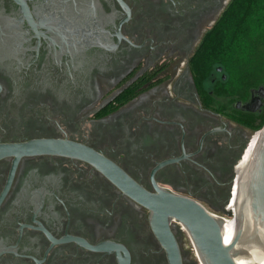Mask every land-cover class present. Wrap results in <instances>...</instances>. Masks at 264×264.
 <instances>
[{
    "label": "flooded vegetation",
    "instance_id": "flooded-vegetation-1",
    "mask_svg": "<svg viewBox=\"0 0 264 264\" xmlns=\"http://www.w3.org/2000/svg\"><path fill=\"white\" fill-rule=\"evenodd\" d=\"M234 1L0 0V264H204L142 191L227 217L264 125L202 53Z\"/></svg>",
    "mask_w": 264,
    "mask_h": 264
},
{
    "label": "water",
    "instance_id": "water-1",
    "mask_svg": "<svg viewBox=\"0 0 264 264\" xmlns=\"http://www.w3.org/2000/svg\"><path fill=\"white\" fill-rule=\"evenodd\" d=\"M256 94L264 96V87L254 90L253 100L239 103L245 110L259 105ZM252 157L241 172L227 217L209 211L197 201L161 190L157 195L142 191L156 222L180 220L190 231L204 264H264V125L258 131ZM237 222L235 234L225 226L227 218Z\"/></svg>",
    "mask_w": 264,
    "mask_h": 264
},
{
    "label": "trees",
    "instance_id": "trees-1",
    "mask_svg": "<svg viewBox=\"0 0 264 264\" xmlns=\"http://www.w3.org/2000/svg\"><path fill=\"white\" fill-rule=\"evenodd\" d=\"M254 26L262 32L255 39ZM212 36L202 53H214L210 57L227 67L234 85L264 82V0H235ZM253 126L258 129L262 123Z\"/></svg>",
    "mask_w": 264,
    "mask_h": 264
},
{
    "label": "bare ground",
    "instance_id": "bare-ground-1",
    "mask_svg": "<svg viewBox=\"0 0 264 264\" xmlns=\"http://www.w3.org/2000/svg\"><path fill=\"white\" fill-rule=\"evenodd\" d=\"M225 226L226 228L229 230V232L231 234H235L236 233V229H237V222L235 221V218H227L226 222H225Z\"/></svg>",
    "mask_w": 264,
    "mask_h": 264
},
{
    "label": "rangeland",
    "instance_id": "rangeland-1",
    "mask_svg": "<svg viewBox=\"0 0 264 264\" xmlns=\"http://www.w3.org/2000/svg\"><path fill=\"white\" fill-rule=\"evenodd\" d=\"M253 29H254V30H253V33H252V35H251V36H253V39L257 38L258 35L262 34V32L260 31V29H259L258 27L254 26ZM252 42H253V41H252ZM263 66H264V64H263ZM263 79H264V73H263ZM259 130H260V129L258 128V131H259ZM258 131H257V132H258Z\"/></svg>",
    "mask_w": 264,
    "mask_h": 264
}]
</instances>
